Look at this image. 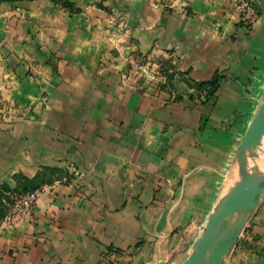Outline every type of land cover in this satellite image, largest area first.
<instances>
[{"label": "crops", "instance_id": "obj_1", "mask_svg": "<svg viewBox=\"0 0 264 264\" xmlns=\"http://www.w3.org/2000/svg\"><path fill=\"white\" fill-rule=\"evenodd\" d=\"M253 1L247 28L231 0H0V99L16 107L0 118V187L45 183L33 214L0 227V264L184 263L264 100ZM134 51L172 57L178 99L126 78ZM223 264H264V195Z\"/></svg>", "mask_w": 264, "mask_h": 264}, {"label": "water", "instance_id": "obj_2", "mask_svg": "<svg viewBox=\"0 0 264 264\" xmlns=\"http://www.w3.org/2000/svg\"><path fill=\"white\" fill-rule=\"evenodd\" d=\"M263 141L264 100L236 150L238 174L234 187L213 208L183 264H223L237 244L249 216L264 195V177L255 171Z\"/></svg>", "mask_w": 264, "mask_h": 264}, {"label": "rangeland", "instance_id": "obj_3", "mask_svg": "<svg viewBox=\"0 0 264 264\" xmlns=\"http://www.w3.org/2000/svg\"><path fill=\"white\" fill-rule=\"evenodd\" d=\"M151 1L155 3H161L165 7L171 9L180 8L185 4V0H151ZM132 53L133 54L130 58L131 67L130 70L126 73V78H129L131 81H136L137 79L138 80L141 79V81L144 84V90L146 89L150 92L159 93V94L160 93L168 94V97L172 100H176L181 96V92L178 88V79L175 77L174 69L176 67V63H174L172 57L163 56V59H161V57L155 58L154 56H150L149 54L143 55L141 53H136V51ZM3 82L4 81L2 80L1 89H3ZM206 91L208 90L198 89V97L199 98L202 97L204 99L209 97L210 95L206 94ZM8 108H12V112H11L12 114L9 113L10 116L7 119L0 117L1 120L3 121H11L14 118L16 107L11 100L2 99L1 97L0 110L2 111H0V114L5 112ZM3 109L5 110L3 111ZM4 223L5 220L3 219L0 227ZM108 254L109 252L106 251L105 255L107 256ZM228 256L225 258V260L228 258Z\"/></svg>", "mask_w": 264, "mask_h": 264}, {"label": "built area", "instance_id": "obj_4", "mask_svg": "<svg viewBox=\"0 0 264 264\" xmlns=\"http://www.w3.org/2000/svg\"><path fill=\"white\" fill-rule=\"evenodd\" d=\"M231 1L234 4L235 8L240 13L242 24L247 28H251L258 19L260 14L259 9L255 5L254 1L253 0H231ZM4 110L5 109H3V111ZM11 112H12V108H8L5 112L0 114V117L7 119L10 116L9 113ZM75 173L78 174V172ZM66 181L67 179L64 178L62 180H57L55 183H61ZM43 189L44 186L24 192H11L10 202L8 203V213L4 218L5 223H9L16 216H27L33 214L36 209L39 194Z\"/></svg>", "mask_w": 264, "mask_h": 264}, {"label": "trees", "instance_id": "obj_5", "mask_svg": "<svg viewBox=\"0 0 264 264\" xmlns=\"http://www.w3.org/2000/svg\"><path fill=\"white\" fill-rule=\"evenodd\" d=\"M219 81H220V78L218 76H215L210 81L198 83L197 87L202 90L203 89L208 90L207 94L211 95L217 90L219 86ZM45 172L47 173V175L51 177V180H49V182L51 183L52 182L55 183L57 180H62L64 178H66L67 181H69L72 178V175L69 173H66L63 176H55V171L53 169H48ZM40 176L41 175H38L33 180H27L28 182L27 186L22 185L21 187H16L12 189L8 185L4 184L0 187V225L4 217L8 213V203L10 202V193L11 192H24V191L34 190L36 188L42 187V185H44L45 183L43 184L44 181L42 182V179H40ZM38 179L40 180L38 181Z\"/></svg>", "mask_w": 264, "mask_h": 264}]
</instances>
